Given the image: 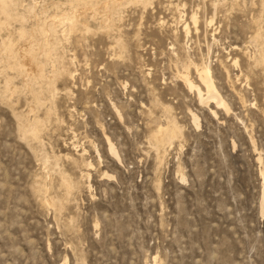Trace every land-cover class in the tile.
Listing matches in <instances>:
<instances>
[{"label":"rangeland","instance_id":"1","mask_svg":"<svg viewBox=\"0 0 264 264\" xmlns=\"http://www.w3.org/2000/svg\"><path fill=\"white\" fill-rule=\"evenodd\" d=\"M6 1L0 264H264V0H126L109 27L92 12L75 31L53 25L49 42L31 40L44 66L34 92L2 51L24 45L19 26L30 38L38 18L104 0ZM183 49L211 62L228 112L213 116L184 88ZM162 106L182 138L160 164L151 137L167 124Z\"/></svg>","mask_w":264,"mask_h":264},{"label":"bare ground","instance_id":"2","mask_svg":"<svg viewBox=\"0 0 264 264\" xmlns=\"http://www.w3.org/2000/svg\"><path fill=\"white\" fill-rule=\"evenodd\" d=\"M2 3V6L5 8L8 5V2L6 0H0ZM80 1V0H79ZM126 0H104V2L101 5H96V6H92L90 3L86 4V5H80L78 3H73L72 5L67 4V6H70V9L68 11H62V15H53V16H48L44 21L41 20V18H36L37 22L36 25H32V29H30L31 31V39L29 38V34H28V29L26 30L24 27L21 28V25L19 26L20 29H18V36L20 37L21 41L24 43L23 46H21L19 48V51H17V53H15L14 50L10 49L9 45L8 47H4L2 51H4L5 53H7L8 58H9V62L14 63L15 66H18L17 68H19L21 70V72L24 74V79L26 84L32 88L31 90H33V87L35 85H37L39 83V78L42 77L41 75L43 74V69L44 66L39 62L38 58L36 57V55H34V53H31V46H32V41H34V39H42L46 42L50 41V28L51 26H57L60 25L62 27H65V30L63 31L64 34H66L67 32H72L77 30V28L79 27L78 24H81V16H86V13H93L94 15H101V18L103 19V22L109 27L110 24L115 20L114 16L116 14L119 13V11H121L122 6L124 5V2ZM136 2H141V0H135ZM10 2V1H9ZM12 2H14L12 0ZM37 3V2H36ZM10 4V3H9ZM84 4V3H83ZM94 4V3H93ZM96 4V3H95ZM33 5V4H32ZM14 6V4H13ZM16 6V5H15ZM56 6V5H55ZM59 6V5H58ZM2 8V7H1ZM66 8V7H64ZM5 10V9H3ZM49 10V9H48ZM5 12V11H4ZM3 12V13H4ZM61 14V13H60ZM85 14V15H84ZM8 15V14H7ZM34 15V14H33ZM52 15V14H51ZM41 16V14H40ZM29 17V16H28ZM117 17V15H116ZM121 17V16H120ZM85 18V17H84ZM196 16L195 14L191 17V21L194 24L195 27V31L197 32V20H196ZM17 19V18H16ZM21 21V20H20ZM31 21V20H30ZM83 22V20H82ZM115 22V21H114ZM212 22V20L210 21V23ZM21 23V22H20ZM3 24V23H2ZM24 24L25 23H21ZM79 24V25H80ZM86 24V23H85ZM88 24V23H87ZM1 25V23H0ZM5 25V24H4ZM84 25V24H83ZM105 25V27H106ZM3 26V25H2ZM2 26H0V31H2L3 28H1ZM87 26V25H85ZM190 25H188V23H184L183 27V34L185 35L186 38L189 37L190 34ZM67 27V28H66ZM60 28V27H59ZM8 31V28H6ZM5 29V30H6ZM55 29V28H54ZM58 29V28H57ZM64 28H62L63 30ZM61 30V31H62ZM5 32V31H4ZM16 32V33H17ZM57 32V31H56ZM1 33V32H0ZM58 33V32H57ZM60 34V33H58ZM52 36V35H51ZM66 36V35H65ZM56 37V36H55ZM3 39V38H1ZM32 40V41H31ZM20 41V42H21ZM5 43V40L3 39V41ZM45 42V43H46ZM44 45V42H42ZM10 44V43H9ZM19 44V43H18ZM12 46V45H11ZM45 46H49V45H45ZM50 47V46H49ZM37 48V47H36ZM47 48V47H44ZM15 49V48H14ZM38 50V49H37ZM36 50V51H37ZM46 49H44L45 51ZM32 51V50H31ZM33 52V51H32ZM42 52V50H41ZM51 52V51H50ZM174 52V51H173ZM183 59L179 58L177 54H175V56L177 57V62L181 63V71H178V77L180 78V81L182 82L184 88L195 95V97L197 98V103L199 106H201V108H207L208 111L213 115V116H217V110H223L224 112H228L230 110L229 105L227 104V102L224 100V98L220 95L219 90L215 84L214 81V77L212 74V70L210 67V63L202 61L201 63H195L193 60H191L190 56L188 55V52L185 51L183 49ZM47 53V52H46ZM49 53V52H48ZM3 54H0V56ZM6 55V56H7ZM4 56V55H3ZM5 56V58H6ZM47 56V55H46ZM45 56V57H46ZM42 57V56H41ZM48 57L49 54H48ZM4 58V57H3ZM7 59V58H6ZM40 59V58H39ZM51 59V57H50ZM49 59V61H50ZM203 59V57H202ZM204 60V59H203ZM209 60V59H208ZM8 62V63H9ZM49 63V62H48ZM0 64H2L0 62ZM237 65V59H235L233 61V66ZM238 67V66H236ZM15 68V67H14ZM194 70L197 82H195L191 77H190V69ZM191 69V70H192ZM180 70V69H179ZM19 72V70H18ZM20 72V73H21ZM19 73V74H20ZM21 73V74H22ZM73 75V74H72ZM22 76V75H21ZM52 76V75H51ZM43 78V77H42ZM25 85V84H24ZM39 85V84H38ZM37 85V86H38ZM27 86V89L29 88ZM12 87V86H11ZM10 88V86H9ZM8 88V89H9ZM35 88V87H34ZM37 88V87H36ZM7 89V88H6ZM30 90V91H31ZM37 90V89H36ZM186 91V92H187ZM13 92V89L12 91ZM34 92V90H33ZM36 93V91H35ZM36 95V94H35ZM34 96V95H33ZM38 96V95H36ZM10 97V96H9ZM38 98V97H37ZM163 108V113H164V117L166 118L167 124L166 126H162V125H158L157 129L153 132L152 137H151V142H152V146L153 149L156 151V158L158 160V163L161 164L165 154H166V150L167 148H169L174 141L179 140L182 138V131H181V127L178 125V123L176 122L175 118L173 116L170 115V110L172 109L170 106H162ZM231 112V111H230ZM32 113V112H31ZM19 115V114H18ZM193 120L196 124H199L198 121V117L193 114ZM21 119V118H20ZM29 120V119H28ZM33 122V121H32ZM32 124V123H31ZM28 124V125H31ZM22 125V124H20ZM25 125V124H24ZM22 125V126H24ZM39 127V126H38ZM37 127V128H38ZM39 129V128H38ZM42 129V128H41ZM36 130V129H35ZM32 130H30L31 132ZM33 132V131H32ZM37 132V131H36ZM41 133V132H40ZM34 134V133H32ZM27 135V134H26ZM31 135V134H29ZM37 135H39V133H37ZM32 136V135H31ZM39 136H36V139ZM34 138V137H32ZM31 138V139H32ZM40 139V138H39ZM36 141V140H35ZM34 141V142H35ZM40 142V141H39ZM42 142V141H41ZM106 142H107V146L109 148V153L115 157L118 161H120L119 159V154L117 152V149L115 147V145L113 144V142L111 141V139L106 136ZM36 143V142H35ZM40 145V144H39ZM35 146V145H34ZM256 148V147H255ZM85 151V150H84ZM85 153V152H84ZM83 153V154H84ZM81 154V156L83 155ZM86 154V153H85ZM98 157H99V161L100 163H102V159H101V155L98 152ZM156 160V161H157ZM259 162L261 161V158H258ZM263 161V160H262ZM121 162V161H120ZM262 163V162H261ZM102 165V164H101ZM45 166V165H44ZM85 168L87 171H90L94 169V166L91 162H86L85 163ZM95 170V169H94ZM49 173V171H48ZM262 173V177H264V171H261ZM47 174V173H46ZM48 175V174H47ZM50 175V174H49ZM184 175V174H183ZM180 174L181 177V181L185 180V177ZM83 177H86L87 180L89 181L91 175L90 173H86L83 174ZM103 177L107 178V179H113L114 176L110 175L108 172H104L103 173ZM65 184V183H64ZM70 183H67V185ZM66 185V184H65ZM71 185V184H70ZM64 186V185H63ZM71 187V186H70ZM90 187V185H89ZM45 190V189H44ZM47 190V189H46ZM49 190V188H48ZM47 190V192H48ZM68 190V189H67ZM42 191V190H41ZM64 191V190H63ZM68 192V191H67ZM66 193V192H65ZM43 194V193H42ZM67 194V193H66ZM40 195V194H39ZM46 195V194H45ZM65 195V194H64ZM41 196V195H40ZM50 196V195H49ZM39 197V196H38ZM44 197V195H43ZM60 197V196H58ZM45 198V197H44ZM64 198V197H62ZM65 198H67V196H65ZM43 199V198H41ZM55 199V198H54ZM58 199V198H57ZM61 198L58 199V201ZM68 199V198H67ZM44 200V199H43ZM64 200V199H63ZM62 200V201H63ZM65 202V201H64ZM62 202V203H64ZM45 203V201H44ZM46 203L48 205L52 206L54 205L53 200L50 198H46ZM47 206V205H46ZM59 206V205H58ZM62 206V205H61ZM55 208V207H54ZM55 210V209H54ZM59 210V209H56ZM56 212V211H55ZM62 212V211H61ZM60 212V213H61ZM59 214V213H58ZM156 260L158 261V259L155 257L154 261L156 262Z\"/></svg>","mask_w":264,"mask_h":264}]
</instances>
